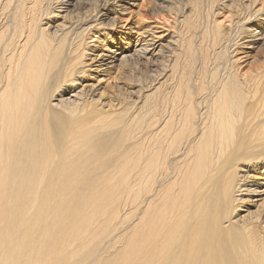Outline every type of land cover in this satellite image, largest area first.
<instances>
[{
  "label": "bare ground",
  "instance_id": "6f19581e",
  "mask_svg": "<svg viewBox=\"0 0 264 264\" xmlns=\"http://www.w3.org/2000/svg\"><path fill=\"white\" fill-rule=\"evenodd\" d=\"M0 264H264V0H0Z\"/></svg>",
  "mask_w": 264,
  "mask_h": 264
},
{
  "label": "rangeland",
  "instance_id": "374dc122",
  "mask_svg": "<svg viewBox=\"0 0 264 264\" xmlns=\"http://www.w3.org/2000/svg\"><path fill=\"white\" fill-rule=\"evenodd\" d=\"M222 2V1H221ZM220 2V3H221ZM165 14V13H164ZM148 16H149V19H148V21H145L147 24H154L155 23V18H154V15L152 14V11H150L149 13H148ZM134 21V20H133ZM133 23V22H132ZM123 24V26H126V22H123L122 23ZM129 28V27H128ZM120 30V29H119ZM128 30V29H127ZM127 30H125L124 32L125 33H128L127 32ZM123 32V31H122ZM261 46V45H260ZM172 50V49H171ZM164 55V56H163ZM159 57L158 58H156V59H154L153 61H152V66H150V68H151V70L150 71H152L155 75H156V73H159L161 70H162V67H166V65H167V58H166V54H159L158 55ZM166 58V59H165ZM161 59V60H160ZM157 61V62H156ZM146 63V64H145ZM145 63H144V65H147V62L145 61ZM156 63H158V64H156ZM166 63V64H165ZM165 64V65H164ZM160 66V67H159ZM148 67V66H147ZM145 68V67H144ZM149 68V69H150ZM161 69V70H160ZM155 71V72H154ZM251 210H255V208H252Z\"/></svg>",
  "mask_w": 264,
  "mask_h": 264
}]
</instances>
